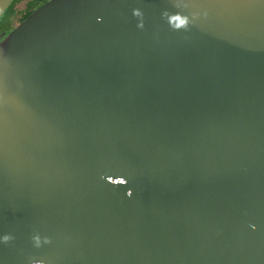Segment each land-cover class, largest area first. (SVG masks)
<instances>
[{"label": "water", "instance_id": "1", "mask_svg": "<svg viewBox=\"0 0 264 264\" xmlns=\"http://www.w3.org/2000/svg\"><path fill=\"white\" fill-rule=\"evenodd\" d=\"M15 24L0 264H264V0H49Z\"/></svg>", "mask_w": 264, "mask_h": 264}, {"label": "trees", "instance_id": "2", "mask_svg": "<svg viewBox=\"0 0 264 264\" xmlns=\"http://www.w3.org/2000/svg\"><path fill=\"white\" fill-rule=\"evenodd\" d=\"M22 1L24 0H14L0 17V32L5 31L3 36L9 34L15 28V23L25 20L35 9L49 0H26L25 8L18 10L17 4Z\"/></svg>", "mask_w": 264, "mask_h": 264}, {"label": "rangeland", "instance_id": "3", "mask_svg": "<svg viewBox=\"0 0 264 264\" xmlns=\"http://www.w3.org/2000/svg\"><path fill=\"white\" fill-rule=\"evenodd\" d=\"M25 5H26V0H24V1H22V2H19V3L17 4V9H18V10H22V9L25 8Z\"/></svg>", "mask_w": 264, "mask_h": 264}, {"label": "flooded vegetation", "instance_id": "4", "mask_svg": "<svg viewBox=\"0 0 264 264\" xmlns=\"http://www.w3.org/2000/svg\"><path fill=\"white\" fill-rule=\"evenodd\" d=\"M3 32H5V31L3 30L2 32H0V34L3 33ZM3 38H4V37H3Z\"/></svg>", "mask_w": 264, "mask_h": 264}, {"label": "clouds", "instance_id": "5", "mask_svg": "<svg viewBox=\"0 0 264 264\" xmlns=\"http://www.w3.org/2000/svg\"><path fill=\"white\" fill-rule=\"evenodd\" d=\"M5 239H7V237H5Z\"/></svg>", "mask_w": 264, "mask_h": 264}]
</instances>
